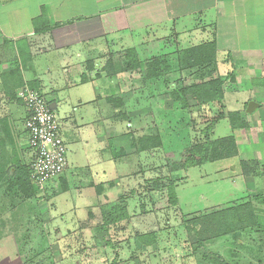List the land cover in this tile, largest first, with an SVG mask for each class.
Segmentation results:
<instances>
[{
  "label": "crops",
  "instance_id": "crops-1",
  "mask_svg": "<svg viewBox=\"0 0 264 264\" xmlns=\"http://www.w3.org/2000/svg\"><path fill=\"white\" fill-rule=\"evenodd\" d=\"M177 48L195 49L209 67L146 66ZM207 75L223 82L224 117L204 127L210 141L233 139L236 154L184 170L207 164L243 191L252 170L264 173V0H0V173L16 170L23 151L32 160L18 98L25 85L59 121L70 150L65 179L85 172L95 196L112 176L155 167V112L178 107L172 81L183 88ZM77 200L54 211L57 228L75 227Z\"/></svg>",
  "mask_w": 264,
  "mask_h": 264
},
{
  "label": "rangeland",
  "instance_id": "rangeland-1",
  "mask_svg": "<svg viewBox=\"0 0 264 264\" xmlns=\"http://www.w3.org/2000/svg\"><path fill=\"white\" fill-rule=\"evenodd\" d=\"M183 53L177 48L151 55L158 63L146 66L177 73L186 68ZM197 82L193 78L191 84ZM172 83L176 90L183 86L181 80ZM187 102L184 109L178 102L171 113L155 112V167L112 176L95 199L85 172L72 183L69 173L66 179L63 174L44 190L22 196L17 179L31 161L23 151L16 170L0 173V264H264V173L256 176L252 170L246 189L238 191L237 181L232 184L207 164L184 170L188 148L203 137V121L215 114L211 105L206 111L190 97ZM67 155L69 161V148ZM75 198V227L57 228L54 211L58 216L68 211ZM113 208L123 218L105 226Z\"/></svg>",
  "mask_w": 264,
  "mask_h": 264
},
{
  "label": "built area",
  "instance_id": "built-area-1",
  "mask_svg": "<svg viewBox=\"0 0 264 264\" xmlns=\"http://www.w3.org/2000/svg\"><path fill=\"white\" fill-rule=\"evenodd\" d=\"M18 98L27 111L24 129L32 153L28 180L40 192L65 173L67 148L60 135L59 121L42 94L25 85L18 91Z\"/></svg>",
  "mask_w": 264,
  "mask_h": 264
},
{
  "label": "trees",
  "instance_id": "trees-1",
  "mask_svg": "<svg viewBox=\"0 0 264 264\" xmlns=\"http://www.w3.org/2000/svg\"><path fill=\"white\" fill-rule=\"evenodd\" d=\"M195 49L185 51L184 55L185 57V65L189 67H197V66H203L206 63H203L202 61H196L195 56ZM158 60H153V65H156ZM151 64V65H152ZM150 65L151 68H153ZM155 71L159 74L161 72L160 68H154ZM222 85L223 82L220 79H212L207 82L200 81L195 84H191L190 86H186L183 88H180L178 90L173 91L172 93V99L176 102H179L181 104V108H186L188 105L187 99L190 97L200 109H205L209 105H216L217 110L215 111V114L213 117H211L209 120H204V124H213L219 119H222L224 117L223 113V91H222ZM207 111V110H206ZM231 118V116H230ZM211 125H208L205 127L204 130H202L203 138L201 142L195 143L189 150H187V154L190 155V158H187L186 165L184 166H196L198 164H201L203 162L207 161H216L220 159H224L230 156H233L236 154V148L234 144V140L231 138L228 139H220L216 141H210L209 140V132H210ZM157 142V146H158ZM190 161V164H189ZM28 168L24 172V176H20L17 179V186L19 192L22 194V196L29 197L31 192L36 191L35 188H33L28 180ZM170 200H172L171 204H176V196L170 192ZM174 198V199H173ZM122 215H117V208H113L111 213L108 214L104 218V225L109 226L112 224H115L122 220ZM193 223V222H192ZM143 238H146V236H141L140 240ZM139 240V238H138ZM144 242V241H140ZM145 243V242H144ZM214 263H217L216 260L213 261Z\"/></svg>",
  "mask_w": 264,
  "mask_h": 264
},
{
  "label": "water",
  "instance_id": "water-1",
  "mask_svg": "<svg viewBox=\"0 0 264 264\" xmlns=\"http://www.w3.org/2000/svg\"><path fill=\"white\" fill-rule=\"evenodd\" d=\"M253 107H254V104H253V103H249V104H248V110H247V112L252 111V110H250V109H252Z\"/></svg>",
  "mask_w": 264,
  "mask_h": 264
}]
</instances>
